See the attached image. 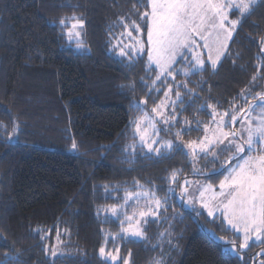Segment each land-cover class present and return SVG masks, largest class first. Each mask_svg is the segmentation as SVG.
I'll use <instances>...</instances> for the list:
<instances>
[{
  "label": "trees",
  "instance_id": "16d2710c",
  "mask_svg": "<svg viewBox=\"0 0 264 264\" xmlns=\"http://www.w3.org/2000/svg\"><path fill=\"white\" fill-rule=\"evenodd\" d=\"M145 11L148 0H0V264H264V244L225 250L211 233L221 236V220L179 200L182 181H215L229 167L206 156L205 170L219 171L195 176L183 145L214 112L231 122L264 95V0L241 17L218 68L186 77L180 59L174 79L157 80L146 51L121 54L134 25L147 46ZM77 20L82 44L68 35ZM179 82L162 134L180 147L150 154L135 121ZM137 220L142 238L126 237Z\"/></svg>",
  "mask_w": 264,
  "mask_h": 264
},
{
  "label": "snow or ice",
  "instance_id": "6c2138e0",
  "mask_svg": "<svg viewBox=\"0 0 264 264\" xmlns=\"http://www.w3.org/2000/svg\"><path fill=\"white\" fill-rule=\"evenodd\" d=\"M255 3L256 0H148V6L151 10L150 12L145 11L141 18L148 20L147 44L149 47L147 56L149 64L154 63L159 69L157 80L164 75L174 79L173 72L179 70L174 69L173 65L180 62L178 58L186 60L191 65L190 68L183 71V75L186 77L194 71L204 70L205 61L201 58L200 53H195L191 59L187 56L188 52L198 47L208 50L207 59L211 68L215 70L221 58L226 56L228 42L232 39L233 33L237 30V25L240 23V20L230 19L231 10L237 9L240 16L244 17L250 14ZM60 23L65 25L64 20H61ZM78 27H83L82 20H77L71 25L72 29ZM134 30L139 32L140 26L134 25ZM68 35L79 37L80 33L69 32ZM128 35L131 37L132 32L129 31ZM197 40L202 41V45L198 44ZM77 44H82V42L78 39ZM81 50L85 49L82 48ZM139 51H143V44H141ZM261 51L264 52V48H261ZM121 54H124L123 51ZM184 86L186 87V85ZM176 95L179 96V92ZM260 100L264 101V95L260 96ZM208 107L212 106L208 105ZM240 111L243 113L242 109ZM213 115L215 116L217 113L214 112ZM226 115H228L227 112L221 114V120ZM237 119V115H231L233 124L236 123ZM240 119L247 126H242L239 133L235 131L227 133L218 129L220 135L216 139L209 140L205 136L199 143L189 141L183 147L190 149L193 153L198 148L204 156L210 155V163H216L221 153L232 152V155L225 161V164L229 165L225 168L228 175L220 180L218 202L211 208L207 204L203 207L208 208L207 215L209 217H214L215 213L219 212L222 223L226 222L236 233L242 234V242L239 244V248L244 249L249 247V240L253 236L256 241L264 240V152L253 156L247 155L245 151L246 148L247 152L253 151L252 146L256 138L264 142V114L258 119L255 126L244 115H241ZM165 123L168 121L166 120ZM176 136L179 137L180 133L177 132ZM225 140L228 141V144L217 151L216 145H223ZM141 141L144 142L143 136H141ZM153 144L158 146L153 148ZM179 147L172 141L153 140L147 144L148 152H155L157 155L163 154L164 151L178 150ZM77 148L78 145L73 139L71 149L77 150ZM233 160L237 161L234 166L231 165ZM216 172L217 169H213L209 175L216 174ZM174 179L175 173L173 174ZM208 189L211 190V185L208 186ZM183 194L182 192V196ZM203 195L204 193L201 192V197ZM130 198H132V194L126 197V199ZM213 199L215 200L216 197ZM156 203L159 205L158 200ZM111 211L115 214L117 210L113 207ZM145 215L147 214L144 212L140 213L141 217ZM132 219V216L127 217L129 222ZM124 232L130 238L143 236V232L139 229H132L131 224L129 228L124 229ZM233 250H235L234 242ZM116 252L118 253L119 249H116ZM99 253L101 256H105V247H100ZM107 255L111 256L113 261L118 259V256L111 253ZM124 264H128V261L124 260Z\"/></svg>",
  "mask_w": 264,
  "mask_h": 264
},
{
  "label": "rangeland",
  "instance_id": "374dc122",
  "mask_svg": "<svg viewBox=\"0 0 264 264\" xmlns=\"http://www.w3.org/2000/svg\"><path fill=\"white\" fill-rule=\"evenodd\" d=\"M257 1L258 0H256V2ZM230 19H237V20L241 19V16H240L237 9L231 10ZM147 22H148V20H147ZM74 23H76V22H74ZM70 24L72 25L73 23H69V31L71 29L72 33H76V32L80 33L79 37H77L76 35H71L70 41L77 42L78 39L81 41V33H82L81 28L78 27L76 29H72V28H70ZM129 31L132 32L131 37H129V35H128ZM135 32L136 31H132L130 29L127 31V36L129 39L126 38L125 39L126 43L123 44V47H122V51L124 53L123 55H127L128 53H131L133 55L134 54H142L145 51L147 53L149 46L147 44V41H146V44H147L146 47H145V44H143V42H142V37H143L142 30L140 29L138 34ZM146 38H147V35H146ZM197 43L202 45L203 42L197 40ZM141 44H143V51H139V49L141 48ZM129 48H132V51ZM195 53H200L202 59H203V56H205V55L208 56V50L207 49H205L203 47H198V48H194L191 52L187 53L188 58L191 59ZM178 59L180 60L181 58H178ZM151 65L156 66L154 63ZM183 65L185 68L186 65H189V63L186 60H183L182 62H180V67H183ZM181 74L183 75V71ZM163 77H166V75L161 76V78H163ZM182 84H183L182 82H179V83H175L174 86H172V87H167L164 91L165 94L163 95V98L161 99L159 104L153 108V109H156V111H153V109H152L149 112H144L143 116L135 121V132H134L135 136L137 137L138 144L142 145L144 147V149L146 150V152H148L147 144L151 143L153 140L172 141L173 144L179 145L176 142H174L173 140L167 139L165 136H163L162 132H164L166 129H168L170 124H172V122L170 120H172L173 118L170 115H172L173 113L175 114L177 102L181 101L180 100L181 97L176 95L177 92H175V89H176L175 86L181 87ZM169 89H171V90H169ZM262 114H264V101H259L257 103L252 104L247 110H245V114H243V115L246 116L248 120H251L253 126H255V124L257 123L258 119L262 116ZM238 119H237L236 123L233 124L232 121L231 122L226 121V116H223V120H221V114L215 115L214 118L206 126V128L204 130L203 137L200 140H198L197 143H199L201 140H203L205 136H207L209 140L216 139V137H219V135H220L218 129H221L223 132H227V133H231L233 131L239 133L242 126L246 127L247 125H246V123H243L240 118H238ZM166 120L168 121V123H165ZM238 122L240 124L236 128L235 126ZM228 124L230 125L229 126L230 128H228ZM141 136L144 137V142L141 141ZM245 138H246V133H245ZM238 142H240V141L238 140ZM227 144H228L227 140L224 141L223 145L217 144L216 150L219 151L220 148L225 147ZM157 146L158 145L153 144V148H155ZM252 147H253L252 152H247V148H246L245 151H246L247 155L255 156V155H260V154H262V152H264V142H262L259 138L255 139ZM184 149L190 155V158L192 160V167H193L192 171H193L195 176L209 174L212 172L213 169L209 170V171L205 170L206 166H205L204 162L202 161V158L206 157V156H204L202 153H200L198 148H197V151L195 153H193L190 149H187V148H184ZM164 152L168 153L170 151H164ZM150 154L158 156L155 152H152ZM231 155H232L231 151H225V152L221 153L219 160L214 164L217 166L219 164L220 165L219 169H221L223 166L226 165L225 161H227ZM241 155H244V154H241ZM208 157L209 158L207 160H205V162H207L208 160H211V156L209 155ZM236 162L233 164V166L236 164ZM214 169H217V168L215 167ZM218 171L219 170H217V172ZM226 175H228V171H225L224 174L222 175V177H220V179H216L215 181H211V182L210 181L203 182L202 180L193 179V178L182 181L183 183L181 186V196L179 198L181 204L183 203L184 207L189 211H194V212H197L198 214L203 213L209 220H214V219H220L221 220L219 212H216L214 217H209L207 215L208 208L203 207V205L207 204L208 207L211 208L214 206L215 203L218 202V200L220 198L219 197L220 180H223ZM175 181H176L175 179L172 180V182H175ZM186 181H187V183H185ZM209 185H211V190L208 189ZM182 192L184 193L183 196H182ZM201 192L204 193L203 197H201ZM213 197H216V199L214 200ZM130 199H134V198L132 197ZM144 217H147V215H145ZM137 221H139V223H137ZM137 221L130 223L131 228L134 230L139 229L142 231V227L140 225L141 224L140 220H137ZM130 224H128L126 227H124L123 231H122L123 234L128 238H130V237L127 233L124 232V229L129 228ZM222 224H223V228H221L222 229L221 236H217V235L213 234V232H211V233H212V235H214V237H216V240L218 242H220L224 245H228L226 248H224L225 250H228L229 252L237 255L239 244L242 242V234L236 233L235 230L231 229L230 226L226 222H223ZM225 231H227L228 233ZM141 238L142 237L132 238V239H141ZM233 242L235 244V250H233ZM259 244H264V240L256 241L255 237L253 236L249 240V247H246V248L241 249V250L246 251L250 247H252L254 245H259ZM263 251L264 250H261L260 253H262ZM107 260L111 263H114V261L109 257L107 258Z\"/></svg>",
  "mask_w": 264,
  "mask_h": 264
},
{
  "label": "crops",
  "instance_id": "0c3cea01",
  "mask_svg": "<svg viewBox=\"0 0 264 264\" xmlns=\"http://www.w3.org/2000/svg\"><path fill=\"white\" fill-rule=\"evenodd\" d=\"M150 10H151V9H150ZM234 33H235V32H234ZM234 33H233V36H234ZM232 38H233V37H232ZM231 40H232V39H231ZM231 40L228 42V46H229ZM207 57H208V56L205 55V56H203V59H204V61H205V64H209V65H210V63L208 62ZM223 58H224V57L221 58V61L223 60ZM221 61L218 63L217 68L219 67ZM151 66L154 67V68H155L156 70H158V72H159V69H158L156 66H154V65H151ZM210 66H211V65H210Z\"/></svg>",
  "mask_w": 264,
  "mask_h": 264
}]
</instances>
